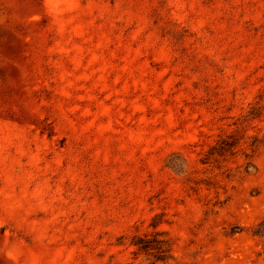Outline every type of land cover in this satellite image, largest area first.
I'll list each match as a JSON object with an SVG mask.
<instances>
[{
    "label": "rangeland",
    "instance_id": "1",
    "mask_svg": "<svg viewBox=\"0 0 264 264\" xmlns=\"http://www.w3.org/2000/svg\"><path fill=\"white\" fill-rule=\"evenodd\" d=\"M262 222L264 0H0V264H264Z\"/></svg>",
    "mask_w": 264,
    "mask_h": 264
},
{
    "label": "trees",
    "instance_id": "2",
    "mask_svg": "<svg viewBox=\"0 0 264 264\" xmlns=\"http://www.w3.org/2000/svg\"><path fill=\"white\" fill-rule=\"evenodd\" d=\"M238 145V141L232 140V136L222 138L216 145L212 146L206 154L205 162L209 163L230 153ZM264 222L259 224L254 235L259 236L264 231ZM130 245L134 247L136 256L143 255L150 264L167 262L173 259V243L163 233L156 231L151 235L136 234L132 237Z\"/></svg>",
    "mask_w": 264,
    "mask_h": 264
}]
</instances>
